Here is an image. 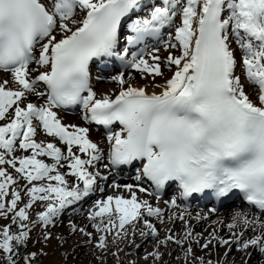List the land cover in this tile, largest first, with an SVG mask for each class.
<instances>
[{"label":"snow or ice","instance_id":"1","mask_svg":"<svg viewBox=\"0 0 264 264\" xmlns=\"http://www.w3.org/2000/svg\"><path fill=\"white\" fill-rule=\"evenodd\" d=\"M143 7L142 0H0V72L9 76L0 79L3 264H36L38 254L26 249L37 223L43 240L53 239L47 230L110 178L127 195L95 200L84 224L69 219V235L87 237L98 259L118 258L123 250L113 245L137 234L155 240L144 257L153 264L169 245L182 252L181 264H228L233 250L241 264L254 252L264 256V0H157L140 18ZM165 31V50L178 54L133 50ZM105 58L159 91L118 72L111 78L118 94L98 97L92 66ZM69 106H82V120L107 130V149L90 138V127L63 122ZM136 163L135 183L115 182L113 169ZM169 194L164 203L175 211L159 206ZM233 196L259 218L237 211L231 222L213 221L220 228L205 229L207 236L192 224L206 217L178 203L207 197L223 204ZM220 248L224 260H213Z\"/></svg>","mask_w":264,"mask_h":264},{"label":"rangeland","instance_id":"2","mask_svg":"<svg viewBox=\"0 0 264 264\" xmlns=\"http://www.w3.org/2000/svg\"><path fill=\"white\" fill-rule=\"evenodd\" d=\"M167 39H168V33H167V31H165V32H163L162 39H160V43L150 45L148 47V49L146 50V52L151 51L154 48H159L160 49L159 55L162 57V59L167 56L168 51H172L174 54H178V53H176L175 50H165L164 42L167 41ZM132 71H135V70L128 68V69H124L122 72H125V74L128 75V74L132 73ZM169 72L170 71L165 69V75ZM117 73L118 72L107 75L106 77L103 78V80L97 81L96 85L98 83L105 85V87H107L108 85H111L113 87L112 89L117 91L118 89H116V87L118 84L115 81H113L112 79L108 78V76H115ZM136 76H138L137 77L138 80H142L141 75L139 73H137ZM161 79L162 78H157L156 80H161ZM143 81H144V79H143ZM145 81L149 82V80H145ZM108 88L109 87H107L106 89L101 88V87L98 88L96 86L93 87L95 92L96 93L98 92L97 94H99V97L107 94ZM100 90H101V92H100ZM249 90L250 89H248V91ZM77 116L80 119L81 115L77 114ZM109 185L110 184H108L107 189L110 188ZM101 187H103V183H101ZM108 195H109V193H108V191H106V189L102 193H99V191L97 190L96 192H94L93 196H91L89 199H87V202L81 208L79 207L76 210H70L69 211L70 213H72L71 215L73 216L71 218L73 219V218H75V216H81V215L85 216L86 213H88L89 210L91 209L93 202L95 200L104 199ZM169 199L170 198H168V200ZM164 201H165V199L162 198L161 200L158 201V203H162V202L164 203ZM225 205L229 206L227 209H225V211L217 209L215 212H212L211 210H209V209L207 210L204 208L194 209L196 211L192 213L193 216H195L196 214H200L201 216L206 217V219L201 220L199 222H197L196 220H192V224L195 227V230L197 232H204L205 236H207V232L205 231V229H208L209 231H211L212 228H217V229L220 228V225L214 224L213 221H217L219 219V221H223L226 224L228 222H231V218L233 217V215L237 211H242V210L244 211L245 210L244 207H240L239 205H236L235 203H230V205L229 204H225ZM234 209L237 211H234ZM249 213L252 215H255L251 211H249ZM256 217L259 218V216H256ZM62 218L63 217L60 218L61 223L59 222L55 227L49 228L47 230V231H50L52 236L54 237L51 240H48V241L43 240V235H44L46 230L43 228L42 225L37 223V226L35 228H33L32 234H31V239L28 242L26 251L27 252H36L38 254L37 259H36V264H118V260L123 261V264H130V258H129L131 255L130 251L132 249H136V250L139 249V248L135 247V245H139V243H141L142 245L140 248H142L144 245L148 244L149 242L156 243L154 239H145V238L140 237L137 234L135 237L126 238L124 240L119 241L118 244L113 245V251H116L117 247H119L120 249L123 250L119 253L118 258L113 257L111 254H108L106 258L98 259V257H101L102 254L99 251H97V249L95 247H93V245L87 243L88 238L85 236H81L79 234L69 235V231H68L69 219L62 221ZM33 219H36L35 213H33ZM73 220H76V219H73ZM84 220L85 219H83V218L80 219V221H78V219H77L76 222L78 224H84V223H86ZM6 223H8L7 220L0 219V225L6 224ZM167 226L171 227V225H167ZM159 227L161 229L160 234H161V236H163L164 235V226H159ZM175 227H176V230L178 232L181 230L180 223H178V225H176ZM220 234L223 236H227L228 229L223 228V230L220 232ZM251 234H254V233H251ZM55 237H64L67 240V242L61 245L57 241V239H55ZM37 241H39V243H37ZM173 248H174V250H172ZM223 251H224L223 248H220L217 251H214L212 253V259L216 260L217 258H219L223 261L224 260L223 256L218 257V254L223 253ZM128 252H130V253H128ZM169 252H171L172 255L177 257L176 260L173 258V261H172V259H171V262H170L171 264H174L175 261L177 264L179 262H181V259H179V258L182 257V252L179 250L177 251V249L175 248V245H171L169 250L165 253L167 255V257L171 256V255H168ZM42 253H46L47 255H44ZM140 253L141 252L137 251L138 255H140ZM196 253L198 256L205 255V253H203L199 248H196ZM84 255H85L84 258H79V256H84ZM238 255H240L239 259L236 260V257ZM256 256H260L261 259L264 260V256H262L258 252H254L251 259L249 260L248 264H250ZM233 260H235L236 264H241L242 256L240 253H237L235 250H233L231 252V254L229 255L228 264H232ZM0 264H3V260H0ZM149 264H151V263H149Z\"/></svg>","mask_w":264,"mask_h":264},{"label":"bare ground","instance_id":"3","mask_svg":"<svg viewBox=\"0 0 264 264\" xmlns=\"http://www.w3.org/2000/svg\"><path fill=\"white\" fill-rule=\"evenodd\" d=\"M149 12H150V10H149ZM148 12V13H149ZM147 13V14H148ZM137 16H139L140 18H145L146 16H143V15H141V14H136ZM135 18V17H134ZM172 71H175V68L173 67V69H172ZM131 74V76L132 77H134V79H133V83L135 84V85H139V86H142V87H144V86H148V90L149 91H159V89H154V88H152L151 86H150V81L148 82V81H143V79L142 80H138L137 79V77L138 76H136V72L135 71H132V73H130ZM171 74H172V72L170 71L169 73H167L165 76L166 77H170L171 76ZM109 78V77H108ZM0 79H9V76H8V74H6V73H1L0 72ZM156 82L157 83H163V79H161V80H156ZM98 86H100L101 88H107V87H109L108 88V90H107V95H111V96H115L116 94H118V91H119V89H120V86L119 85H117V87H116V89H118L117 91H115V90H113L112 88V86L111 85H108L107 87H105V85H103V84H100V83H98L97 84ZM250 92H251V89L249 90ZM100 92H101V90H100ZM98 93V92H97ZM99 95V94H98ZM97 95V96H98ZM31 99H32V101L33 102H36V97H31ZM253 99H255V96H253ZM60 116L62 117V119H63V122L64 123H66V124H78V125H81V126H85V127H90L84 120H82L81 119V117H82V114H81V117H80V119H79V117L77 116V115H70V114H68V115H66V114H64V113H62V112H60ZM117 131L119 130V127L116 129ZM89 135H90V138L92 139V140H94V141H96V142H98L102 147H104L105 149H107V144H104V134L102 135L101 133H100V131H94V129H92V127H90V133H89ZM38 139H45V140H47V139H49V138H46L43 134H41L39 137H38ZM20 153H18V155H19ZM46 161H49V162H51L50 160H47L46 159ZM128 168H130V167H128ZM100 171H102V172H105L106 173V170L105 169H103V167L101 166L100 167ZM117 171V170H116ZM114 177H115V182L116 183H119V184H121V185H123V184H127V183H135V181H134V176L133 177H129V178H125V177H123V176H121L122 174H117V172L115 173V174H112ZM69 179H71V178H69ZM103 182V181H102ZM101 182V183H102ZM113 181H112V179L110 178L109 179V181L108 182H103L104 184H105V187H104V191H105V189H106V191H108V193H109V195H120V194H124V195H127V193H126V191L125 190H123V189H120V190H118V191H114L113 190V188H108L107 189V186H108V184H111ZM102 193V192H101ZM140 196H141V198H144V194H140ZM163 203V202H162ZM159 203V206L161 207V208H164L166 211H175V209H171V210H169L168 208H167V206L165 205V203ZM184 208H187V210L188 211H190L191 213H193V212H195L196 210H194L193 208H190V207H180V210H184ZM40 210V208L39 207H37V209H36V211H39ZM222 211H225V209H223ZM234 211H237V210H235L234 209ZM240 212H247L246 210L245 211H240ZM72 213H70L69 211H66L64 214H63V218H62V221H64V220H68V219H70L71 217H73L72 215H71ZM249 216L251 217V216H253L252 214H250L249 213ZM85 219L84 221L86 222V218H85V216L84 215H81V216H75V218H73V219H78V221H80V219ZM220 218V217H219ZM230 218V217H229ZM258 218V217H257ZM72 219V218H71ZM72 219V220H73ZM75 220V221H76ZM219 220V219H218ZM61 223V222H60ZM68 224H69V222H68ZM176 225H178V223L176 224ZM175 225V226H176ZM59 227V226H58ZM165 227V226H164ZM199 227V226H198ZM89 231H92V229L91 228H89ZM144 242V241H143ZM139 245H140V247H141V243H139ZM149 246V247H148ZM170 246L171 245H169L166 249L165 248H162L161 249V251L162 252H164V253H166L168 250H169V248H170ZM139 247V249H132L130 252H128V253H130L131 255H130V262L131 261H137L138 262V264H149V263H151V264H153V261H152V259L151 258H149L148 260H145L144 259V257H145V255L147 254V253H150V252H153V250H154V248H155V243H153V242H149L148 244H146V245H144L142 248H140ZM175 248H176V246H175ZM167 250V251H166ZM172 250H174V248L172 249ZM137 251H139V252H141L140 253V255H138L137 254ZM178 251V250H177ZM238 253V252H237ZM179 256V255H178ZM239 256L240 255H238L237 257H236V260H238L239 259ZM85 257V255L84 256H79V258H84ZM127 257V256H126ZM173 258L176 260L177 259V257L176 256H174V255H171L170 257H167V255L165 254L164 255V257H163V260L162 261H160V262H158V264H171L170 262H171V259H172V261H173ZM174 264H177L176 263V261L174 262ZM178 264H181V262H179ZM250 264H264V260H262L261 259V257L260 256H256L254 259H253V261L250 263Z\"/></svg>","mask_w":264,"mask_h":264},{"label":"trees","instance_id":"4","mask_svg":"<svg viewBox=\"0 0 264 264\" xmlns=\"http://www.w3.org/2000/svg\"><path fill=\"white\" fill-rule=\"evenodd\" d=\"M21 251L23 252L24 250L22 249Z\"/></svg>","mask_w":264,"mask_h":264}]
</instances>
